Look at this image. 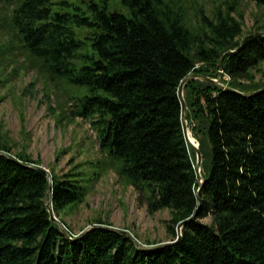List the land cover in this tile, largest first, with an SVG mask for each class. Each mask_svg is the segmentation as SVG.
I'll list each match as a JSON object with an SVG mask.
<instances>
[{"label":"trees","instance_id":"trees-1","mask_svg":"<svg viewBox=\"0 0 264 264\" xmlns=\"http://www.w3.org/2000/svg\"><path fill=\"white\" fill-rule=\"evenodd\" d=\"M186 1L91 0L83 8L0 0V88L16 95L21 78L36 73L32 89L41 83L65 96L64 120L90 124L99 178L115 172L150 216L169 211L167 242L187 222L180 242L155 252L95 228L113 227L101 218L71 241L51 221L47 190L56 217L71 238L79 236L85 229L73 234L63 217L87 203L81 165L63 175L52 169L48 178L32 168L41 160L26 147L16 152L3 132L0 152L16 161L0 155V264H264V93L245 98L186 83L187 124L203 157L199 198L197 155L184 135L178 94L191 74L220 78L244 94L264 88V27L245 35L238 12L244 2L263 9L264 0H226L212 16L200 8L191 17ZM33 94L23 89L24 98Z\"/></svg>","mask_w":264,"mask_h":264},{"label":"rangeland","instance_id":"rangeland-1","mask_svg":"<svg viewBox=\"0 0 264 264\" xmlns=\"http://www.w3.org/2000/svg\"><path fill=\"white\" fill-rule=\"evenodd\" d=\"M65 1L84 8L91 0H55L56 3ZM224 1L226 0L186 2L191 17L200 8L212 16L218 6H224ZM119 10L127 14L123 7ZM238 12L244 17L245 35L256 28L264 27V8L244 2ZM194 24L197 26V23ZM262 69L264 70V65ZM35 77L34 72L23 76L17 83L16 95L15 91L0 88V133L9 132L10 138L17 144L16 152L26 147L34 160H41L43 168L48 171L54 169L58 175L66 174L73 167L81 165L90 193L85 205L63 217L73 234L78 235L83 229L88 230L96 219L101 218L108 221L113 228L128 231L135 238L137 236L141 242L149 240L168 243L166 223L171 219L169 211L150 216L146 206L139 202L135 190L120 181L115 172L109 171L99 178V168H91L100 159V155L90 124L81 119L73 123L64 120L67 113L63 110L65 96L53 86L45 91L41 83L32 89L30 85ZM256 79L259 81L261 75H257ZM229 80L227 76L223 77V81ZM27 87L34 94L24 98L22 92ZM75 93L76 90L71 88L70 95ZM46 96L50 97V102ZM49 103H52L55 112H50ZM67 107L64 109L69 111Z\"/></svg>","mask_w":264,"mask_h":264},{"label":"water","instance_id":"water-1","mask_svg":"<svg viewBox=\"0 0 264 264\" xmlns=\"http://www.w3.org/2000/svg\"><path fill=\"white\" fill-rule=\"evenodd\" d=\"M189 81H200V82H204V83H209V84H212V85L218 87L221 90L229 91V92L238 94L240 96H243L245 98H252V97H255V96H258V95L264 93V88L262 90H260V91H257V92L244 94V93H241V92H239V91H237L235 89L228 88L227 86L223 85L220 82V80H214V79H211L209 77H206V76H203V75H197V74L189 75L182 82V84H181V86L179 88V93H178L179 97H180V100H181V103H182V124H183V130H184L185 138H186L187 142L189 143V145L194 149V151H195V153L197 155L196 172H197V181H198V183L200 185V188H199V190L197 192V196L199 198L201 189H202V187L204 186V183H205L204 178L202 176L203 157H202V153H201V151L199 149V145L198 144L196 145L193 142V141H195V139H193V141H192V139H190V136H192V134H191V132H190V130L188 128V124H187L188 106H187V103H186L185 98H184V87H185L186 83H188ZM0 155L1 156H5L6 158H9V159H11L13 161H16V158L14 156L10 155V154L4 153V152H0ZM32 168L35 169V170H41V171L47 173L48 174V178H50V172L48 170H46L45 168L40 167V166H34ZM47 196L49 197V201H48V203L46 205V208H47V210H48V212L50 214L51 221L53 223H56L60 227L63 235L67 239H69L71 241L80 240L87 232H89V231L94 229V228L90 227L88 230L83 231L79 236L75 237L74 239L71 238L66 226L56 217V215L54 213V210H53V199H52V193H51L50 185H49L48 190H47ZM196 216H197V214L191 220H189L188 222L194 220L196 218ZM186 223L187 222L181 224L177 228L178 239H177L176 242H174V243L168 242V243H163V244L156 245V246H144V245H142L128 231H123V230H120V229H117V228H113V227H110V226H99V227H95V228L102 229V230H105V231L110 232V233H116V234L125 236L130 241H132L134 243V245L136 246V248L139 249L140 251L155 252V251H158L160 249L172 246V245L180 242V240L182 238V229L186 225Z\"/></svg>","mask_w":264,"mask_h":264},{"label":"bare ground","instance_id":"bare-ground-1","mask_svg":"<svg viewBox=\"0 0 264 264\" xmlns=\"http://www.w3.org/2000/svg\"><path fill=\"white\" fill-rule=\"evenodd\" d=\"M190 139H192V141H193V138H192V136H190ZM194 142V144H196L197 145V143L195 142V141H193Z\"/></svg>","mask_w":264,"mask_h":264}]
</instances>
